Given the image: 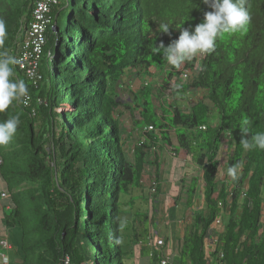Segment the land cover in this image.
Segmentation results:
<instances>
[{
	"label": "trees",
	"instance_id": "1",
	"mask_svg": "<svg viewBox=\"0 0 264 264\" xmlns=\"http://www.w3.org/2000/svg\"><path fill=\"white\" fill-rule=\"evenodd\" d=\"M37 1L0 0L8 32L0 54L18 60ZM245 6L251 15L246 31L218 38L214 52L179 69L152 47L167 46L181 29L203 22L211 9L202 0H58L51 7L35 76L14 66V78L26 83L30 99L0 112V123L20 119L17 134L0 147V188L7 193L0 198V238L6 229L19 231L13 253L18 264H62L65 257L70 264H125L133 248L142 257L148 253L150 264L160 258L172 264H264V151L240 144L245 120L249 135L264 132V0ZM165 23L167 34L160 32ZM158 66L167 77L187 73L181 89L201 91L203 98L189 112L174 108L170 123L157 127L146 116V102L134 118L138 106L122 102L117 90L125 76L150 77ZM145 82L137 91L147 89ZM121 107L139 133L131 156ZM137 122L144 124L138 128ZM225 132L228 154L220 163ZM162 152L186 164L176 179L184 189L176 202L184 193L179 203L192 217L187 225L183 218L172 238H148L149 252L138 230L134 241L123 232L122 196L139 189L149 167L160 192ZM190 163L197 175L186 171ZM233 166L236 180L228 175ZM195 200L203 204L196 210ZM210 237L213 247L206 252Z\"/></svg>",
	"mask_w": 264,
	"mask_h": 264
},
{
	"label": "rangeland",
	"instance_id": "2",
	"mask_svg": "<svg viewBox=\"0 0 264 264\" xmlns=\"http://www.w3.org/2000/svg\"><path fill=\"white\" fill-rule=\"evenodd\" d=\"M160 68L161 67L158 66L152 69L150 77L141 76V78L138 79L133 75L125 76L119 84L121 88L117 90L120 97L119 99L122 102L126 104L128 103V106L130 107H134L135 104L138 106L136 108L137 113H133L135 116L134 118L139 119L138 114L143 110V102H146L147 104L144 105V108L146 109V116H149L157 127L163 121L165 123H170L171 114L173 113L174 108L187 112L196 103L202 101L203 98V93L201 91L199 92L193 88H187L186 90L181 89V85L187 84V80H185L186 77L184 76L187 73L184 72V74L180 76L173 75L171 77H167L166 69L163 72ZM168 79L169 81H167ZM145 81L149 84L147 89L137 91L141 83L144 85L146 84ZM133 93L136 99H134ZM204 101L207 102V100ZM160 103L162 104L161 107ZM121 111L123 112V115L119 117L120 126L124 133L123 137L129 146L127 150L128 154L131 156L130 146L137 142L139 133L132 130V124L128 113L129 110L121 107ZM143 124V122H137L136 126L140 128ZM128 133L130 135L129 137L127 136ZM155 135L160 137L158 131L155 132ZM170 138L173 145H176L177 142L174 133H170ZM227 139H229V135H226L225 138L222 139V157L219 158L220 163L224 162L227 155L225 153V146L228 144ZM160 161L163 165L161 170L162 184L160 180L158 182L160 186L159 193L154 191L153 181L150 180V177L148 178L145 175L143 177V184H145V187L143 186L144 191L142 193L139 192V194L135 196V202L126 204L123 200L124 198L128 199V197L124 195L122 196L121 227L124 229L123 232L124 234L131 235L132 229L138 230V233L143 235L145 248H147L149 252L152 251V248H149L148 245L149 239L155 240L157 234L166 238L174 237V229L183 224V218L185 220L184 224L187 225L188 220L192 217L190 210H186L185 205L183 206V204L179 203V201H182V203L185 202L184 193L181 196L183 198L176 202L177 197H179L180 194V189L181 192H184V189L181 188V183L178 180L176 181V179L181 173L182 166H186V164L184 165L183 161L175 160L171 155L165 154V152H162ZM147 170H149V173L152 174L154 169L149 167ZM198 170L191 163L190 165L188 164V168L186 169V171H189L191 175H197L199 172ZM186 178L189 181V177ZM201 186L202 182L199 181L196 187L197 193L195 199L198 197V194H201ZM137 190L139 191V189ZM262 195L264 196V185L262 187ZM173 202H176L177 205ZM201 205L203 206L201 200H195L194 210H196L195 208H199ZM8 210V208L5 209V212L9 213ZM132 213L136 216L134 217L133 215V217H131ZM144 213H146L147 216L145 218L143 215ZM131 218L134 219L135 223L130 222ZM2 234H4L3 237H5L12 246L20 244V235L16 228L6 229ZM124 239L126 240V238H123V240ZM175 245L176 243H174L173 246ZM155 251L158 252L159 250L156 249ZM7 254L9 258L8 264H18L17 257L12 251H9ZM148 256V253H145L143 257L140 254H134V256L130 254L127 258H125L124 263L131 264L134 260L137 264H145Z\"/></svg>",
	"mask_w": 264,
	"mask_h": 264
},
{
	"label": "clouds",
	"instance_id": "3",
	"mask_svg": "<svg viewBox=\"0 0 264 264\" xmlns=\"http://www.w3.org/2000/svg\"><path fill=\"white\" fill-rule=\"evenodd\" d=\"M246 2L247 0H202V3L211 9L204 13L203 22L197 24L192 30L181 29L177 39L167 46L161 42L158 46L152 47V52L154 54L161 53L167 63L177 69L198 55L214 52L218 38L247 30L251 15L245 6ZM169 27L166 23L161 24L160 32L167 34ZM7 37L6 23L0 18V46L4 45ZM17 63L14 56L7 53L0 54V112L6 111L14 102L27 105L30 99L26 83L14 78V66ZM19 124V116H13L0 123V147L8 145L12 141L17 134ZM240 131L244 137L240 142L244 150L264 151V132L249 135L251 123L248 120L243 122ZM222 135L229 134L225 132ZM228 175L232 180H236L238 178L237 168L230 167ZM4 264H7V258L4 259Z\"/></svg>",
	"mask_w": 264,
	"mask_h": 264
},
{
	"label": "built area",
	"instance_id": "4",
	"mask_svg": "<svg viewBox=\"0 0 264 264\" xmlns=\"http://www.w3.org/2000/svg\"><path fill=\"white\" fill-rule=\"evenodd\" d=\"M58 0H38L35 4L33 10V20L29 25V29L27 31V40L22 47V52L18 57V66L24 71L29 77L33 78L35 76V67H36V59L41 54L45 36L44 32L46 29V25L49 23L50 18L48 17V13L51 7L57 4ZM150 128V127H148ZM204 129V127H201ZM7 195L6 191L0 189V198H5ZM219 224V219L215 223ZM209 239V238H208ZM157 245H162L163 240L161 238L156 239ZM11 249V244L5 237L0 238V262L4 263V259L7 258L6 252ZM222 256V254L220 255ZM8 263V258H7ZM62 264H70L69 258L65 257ZM158 264H172L166 258H160ZM216 264H224L222 262H217Z\"/></svg>",
	"mask_w": 264,
	"mask_h": 264
},
{
	"label": "crops",
	"instance_id": "5",
	"mask_svg": "<svg viewBox=\"0 0 264 264\" xmlns=\"http://www.w3.org/2000/svg\"><path fill=\"white\" fill-rule=\"evenodd\" d=\"M222 152V151H221ZM225 153L226 154H228V151H227V149H225ZM222 154L220 153V157H222L221 156ZM223 159V158H222ZM152 168V167H151ZM150 170V169H149ZM149 170H147L146 171V177H150V173H149ZM148 174V175H147ZM200 181H201V179H200ZM202 182V181H201ZM145 187V184H143V179H142V181H141V186L139 187V191L137 190V188L136 189H130V191H129V193H128V195H126V197H128V199L127 198H124V200L123 201H125L126 202V204H128V203H132V201L133 202H135V196L136 195H138L139 194V192L140 193H142L143 191H144V187ZM133 205V204H132ZM202 207V206H201ZM133 212V211H132ZM133 215H134V217L136 216L134 213H132V215H131V217H133ZM134 221V219H132L131 218V220H130V222L132 223ZM137 234L135 233V232H133V229H132V233H131V235H129L130 236V241H134L135 240V236H136ZM158 236H161L160 234H157ZM134 238V239H133ZM214 237H210L209 239H207L206 240V242H205V251L206 252H208L212 247H213V242H214ZM134 250V252H132V255L134 256V254H139L140 252L139 251H137V249L136 248H133ZM14 250H15V246H12L11 245V249L10 250H8L7 252H6V256L8 255L7 253L9 252V251H12L13 253H14ZM166 251H168L167 249H165ZM139 252V253H138ZM168 254H170V252L168 251ZM130 255V254H129ZM128 255V256H129ZM7 258H8V256H7ZM127 258V257H126ZM8 263H9V258H8ZM7 263V264H8ZM134 263H136V261H132V263L131 264H134ZM0 264H4V263H1L0 262ZM137 264V263H136ZM145 264H150V261H149V259H148V257H147V259H146V263Z\"/></svg>",
	"mask_w": 264,
	"mask_h": 264
}]
</instances>
